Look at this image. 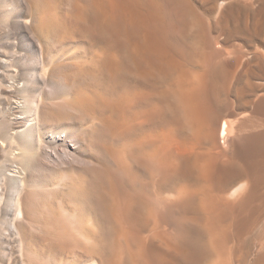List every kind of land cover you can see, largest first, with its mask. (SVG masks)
Returning a JSON list of instances; mask_svg holds the SVG:
<instances>
[{
	"label": "bare ground",
	"instance_id": "6f19581e",
	"mask_svg": "<svg viewBox=\"0 0 264 264\" xmlns=\"http://www.w3.org/2000/svg\"><path fill=\"white\" fill-rule=\"evenodd\" d=\"M0 9V264H264V0Z\"/></svg>",
	"mask_w": 264,
	"mask_h": 264
},
{
	"label": "rangeland",
	"instance_id": "374dc122",
	"mask_svg": "<svg viewBox=\"0 0 264 264\" xmlns=\"http://www.w3.org/2000/svg\"><path fill=\"white\" fill-rule=\"evenodd\" d=\"M0 12H1V9H0ZM16 13H10L9 15H7V17L6 18H4L3 16H2V14L0 13V27H1V29H0V38L3 40V41H14V39L15 40H18V41H21L23 38V35L21 34V35H19V33H17V32H15L14 30H13V28H8L7 26H6V24L5 23H9L13 18H14V15H15ZM2 23V24H1ZM4 26V27H3ZM5 28H7V29H9V30H7V29H5ZM13 30V32H12V30ZM9 31H11V32H9V33H11V35L8 33ZM4 32V33H3ZM7 34H9V35H7ZM15 34V35H14ZM18 34V35H17ZM18 36V37H17ZM71 38V37H70ZM70 38H68V40L67 39H65V41H63V42H66L65 43V45H64V47H63V45H61L60 43V45L57 43L56 45H55V47H53L52 48V51L53 52H51L52 54L54 53H56L55 55L57 56V53H58V55H60L61 53H64V52H62L61 50H63V51H65V52H75V54H80V56H82V57H85V56H88V54L90 55L91 53H92V46H91V44L89 43V42H87L86 41V43H84L85 41L82 39V38H80V37H72L71 39ZM8 39V40H7ZM73 39H74V41H73ZM78 39H82V40H78ZM67 40V41H66ZM72 40V41H71ZM76 40V41H75ZM71 41V42H70ZM83 41V42H82ZM79 42H81V43H79ZM68 43L70 44V46L68 45ZM72 44V45H71ZM84 44V45H83ZM78 45V46H77ZM85 45H86V47H85ZM58 46H60V47H58ZM66 46V47H65ZM69 46V47H68ZM91 47V48H90ZM80 48H82V49H80ZM83 49H85V51L83 50ZM90 50V51H88V50ZM67 50V51H66ZM58 51V52H57ZM77 51V52H76ZM61 52V53H60ZM85 52H86V55H85ZM88 52V53H87ZM82 54V55H81ZM84 55V56H83ZM81 57V58H82ZM17 96H19V95H17ZM263 224H264V222H263ZM261 225V224H260ZM262 227V226H261ZM261 229H264V226L261 228ZM258 237H259V234H258V232L257 231H255L254 232V234L252 235V240L253 239H255V240H257L258 239ZM254 240V241H255ZM253 252H254V254H253V256L252 257H254V255H255V249L253 248Z\"/></svg>",
	"mask_w": 264,
	"mask_h": 264
}]
</instances>
